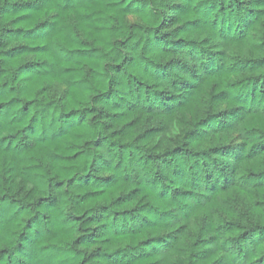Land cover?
I'll return each instance as SVG.
<instances>
[{
    "label": "trees",
    "instance_id": "trees-1",
    "mask_svg": "<svg viewBox=\"0 0 264 264\" xmlns=\"http://www.w3.org/2000/svg\"><path fill=\"white\" fill-rule=\"evenodd\" d=\"M0 264H264V0H0Z\"/></svg>",
    "mask_w": 264,
    "mask_h": 264
}]
</instances>
